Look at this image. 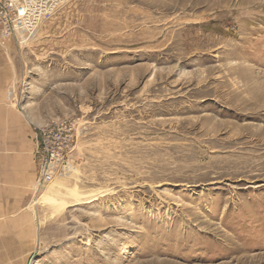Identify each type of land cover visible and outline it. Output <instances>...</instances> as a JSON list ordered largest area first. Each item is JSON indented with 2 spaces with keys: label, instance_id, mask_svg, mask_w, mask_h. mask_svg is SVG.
<instances>
[{
  "label": "rangeland",
  "instance_id": "374dc122",
  "mask_svg": "<svg viewBox=\"0 0 264 264\" xmlns=\"http://www.w3.org/2000/svg\"><path fill=\"white\" fill-rule=\"evenodd\" d=\"M38 31L4 48L11 101L34 136L73 126L75 167L52 181L81 200L44 199L50 182L0 257L264 264V0H71Z\"/></svg>",
  "mask_w": 264,
  "mask_h": 264
},
{
  "label": "crops",
  "instance_id": "0c3cea01",
  "mask_svg": "<svg viewBox=\"0 0 264 264\" xmlns=\"http://www.w3.org/2000/svg\"><path fill=\"white\" fill-rule=\"evenodd\" d=\"M0 44V228L31 226L23 224L17 214L27 209L38 173L35 138L28 118L12 103V85L16 78L14 64ZM30 209V208H29ZM31 210V209H30ZM32 211V210H31ZM17 216V217H16ZM28 217V215H25ZM19 234H4V242H22ZM0 264H11L13 252H4ZM17 257L22 254H16Z\"/></svg>",
  "mask_w": 264,
  "mask_h": 264
},
{
  "label": "built area",
  "instance_id": "2783aa9c",
  "mask_svg": "<svg viewBox=\"0 0 264 264\" xmlns=\"http://www.w3.org/2000/svg\"><path fill=\"white\" fill-rule=\"evenodd\" d=\"M71 0H0V44L27 45L43 19L52 18ZM35 153L38 173L33 186L34 198L54 178L74 168L72 152L75 134L73 126L64 121L35 129Z\"/></svg>",
  "mask_w": 264,
  "mask_h": 264
},
{
  "label": "bare ground",
  "instance_id": "6f19581e",
  "mask_svg": "<svg viewBox=\"0 0 264 264\" xmlns=\"http://www.w3.org/2000/svg\"><path fill=\"white\" fill-rule=\"evenodd\" d=\"M38 32L39 31L37 30L35 36L29 40L27 45L29 43H31V41L33 39L38 37V34H39ZM50 182H51V185L47 188L46 192H44V194L42 196L44 199L53 200V201H56L58 204L64 205V203L66 204L67 202L65 201V196L63 195V191H67V194H70V195L77 197L74 201H80L81 200V198L79 196L80 195L79 192L76 189H73V187H71V185H69L68 180L57 178L54 181H50ZM32 200H34V193H33Z\"/></svg>",
  "mask_w": 264,
  "mask_h": 264
}]
</instances>
